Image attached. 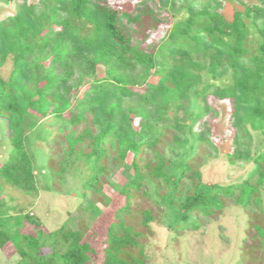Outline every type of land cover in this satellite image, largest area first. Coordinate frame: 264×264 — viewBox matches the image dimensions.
Masks as SVG:
<instances>
[{
	"label": "trees",
	"instance_id": "1",
	"mask_svg": "<svg viewBox=\"0 0 264 264\" xmlns=\"http://www.w3.org/2000/svg\"><path fill=\"white\" fill-rule=\"evenodd\" d=\"M219 8L217 0H140L132 12L110 0L19 3L14 16L0 21V67L13 61L9 78L0 77V118L10 143L0 166V189L39 194L28 142L44 121L50 133L36 135V146L66 143L60 169L49 160L56 177L75 158L93 161V175L81 191L92 208L104 196L109 160L133 170L119 191L125 205L115 213L101 245L103 264H144V230L155 218L150 208H134L133 203L149 196L148 179L157 182L160 203L177 207L185 217H213L232 202L253 209L254 237L264 245V148L250 154V131L264 134V28H257L254 42L245 22L254 14L264 17V6L246 7L231 21ZM163 22L169 26L167 37L146 47L147 31ZM98 65L106 69L103 78L97 77ZM86 78L91 79L89 87L73 100ZM193 96L204 103L198 119L211 111L209 96L229 100L236 130V149L229 160L255 165L242 182L204 184L201 152L183 163L180 174H169L170 160L161 146L171 143L176 155L187 146ZM132 115L144 119L139 129ZM108 201L104 196L101 202ZM4 207L2 202L0 248L11 244L22 264H93L98 258L94 232L83 221L77 229L64 224L34 237L22 233L19 219H11ZM26 217L35 220L31 214ZM47 246L50 252L45 254Z\"/></svg>",
	"mask_w": 264,
	"mask_h": 264
},
{
	"label": "rangeland",
	"instance_id": "2",
	"mask_svg": "<svg viewBox=\"0 0 264 264\" xmlns=\"http://www.w3.org/2000/svg\"><path fill=\"white\" fill-rule=\"evenodd\" d=\"M139 1L110 0V3L124 11L132 12ZM188 1L202 3L203 0ZM217 1L220 3L219 12L229 21L233 19L235 13L245 12L246 7L264 6L261 0ZM40 2L41 0H0V21L14 16L19 3L40 4ZM245 22L250 26L251 39L256 42L259 38L257 28H264V17L254 14L252 18L245 19ZM147 32L145 45L149 47L167 37L169 26L163 22L158 28ZM141 38L140 35L139 39ZM96 69L98 78L106 76L105 67L98 65ZM12 70L13 61L9 59L0 67V77L8 79ZM151 79L156 82L158 78L152 76ZM90 82L91 79L84 80L80 89L74 92L73 100L81 98ZM208 103L211 111L198 119L197 116L203 112L204 103L192 97V101L188 104L189 114L186 121V126H192L191 134L188 133V144L177 151L178 155L172 152L171 143L161 146L163 156L170 160L168 172L172 176L180 174L183 163L201 152L204 157H199L202 160L200 170L204 184L242 182L255 165L243 159L233 163L229 160V156L236 149V130L233 126L231 104L229 100L221 101L214 96L208 97ZM126 104L136 105L135 101H127ZM184 114L181 111L179 115L184 117ZM132 118L135 128L139 129L144 119L134 115ZM48 126L49 124L43 121L29 136L28 142L29 152L35 162L39 194L24 195L17 189L3 186L0 189V204L5 203L4 210L9 211L8 215L12 217L11 219H19V230L22 233L34 237L40 230L48 234L64 224L77 229L78 224L83 221L92 229L96 239L95 247L99 255L93 264H103L104 253L101 245L107 238L115 213L125 205V198L119 191L132 179L133 170L128 166L115 165L109 160L107 164L109 176L103 178L102 187V194L109 201L103 205L101 201H104V196H98L100 200L96 203L98 208H92L89 199L81 197V191L83 184L93 175V161L75 158L66 163L62 177H56L55 172L51 170L49 160L53 159L54 167L60 169L61 163L66 160L64 152L66 143L62 142L59 145L57 142L51 146L43 143L42 147L34 143L36 135H49ZM250 132L252 136L250 154L253 156L264 148V134ZM173 134L174 131H170L168 136L170 140L173 139ZM200 137L204 138L202 143L198 141ZM9 150L6 123L0 118V166L7 158ZM128 161L130 162V159ZM147 186L149 196L143 199L138 197L133 203L134 208L137 206L150 208L155 218L144 230L143 241L146 244L144 264H264V245H260L254 237L253 209L246 210L232 202L213 217L206 218L193 213L185 217L177 207L160 203L163 197L157 195L159 188L157 182L148 179ZM28 214L34 217V222L27 219ZM253 247L256 250L253 251ZM43 251L47 254L50 249L47 246ZM0 264H22L11 244L3 249L0 248Z\"/></svg>",
	"mask_w": 264,
	"mask_h": 264
}]
</instances>
